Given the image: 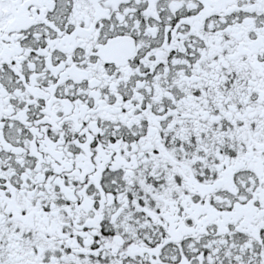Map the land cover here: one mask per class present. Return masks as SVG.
I'll list each match as a JSON object with an SVG mask.
<instances>
[{
    "label": "snow or ice",
    "instance_id": "snow-or-ice-1",
    "mask_svg": "<svg viewBox=\"0 0 264 264\" xmlns=\"http://www.w3.org/2000/svg\"><path fill=\"white\" fill-rule=\"evenodd\" d=\"M0 264H264V0H0Z\"/></svg>",
    "mask_w": 264,
    "mask_h": 264
}]
</instances>
